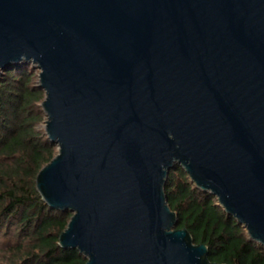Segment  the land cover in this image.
I'll return each mask as SVG.
<instances>
[{
  "label": "water",
  "instance_id": "water-1",
  "mask_svg": "<svg viewBox=\"0 0 264 264\" xmlns=\"http://www.w3.org/2000/svg\"><path fill=\"white\" fill-rule=\"evenodd\" d=\"M38 70L36 177L85 264H216L165 194L181 167L264 247V0H0V75Z\"/></svg>",
  "mask_w": 264,
  "mask_h": 264
},
{
  "label": "trees",
  "instance_id": "trees-1",
  "mask_svg": "<svg viewBox=\"0 0 264 264\" xmlns=\"http://www.w3.org/2000/svg\"><path fill=\"white\" fill-rule=\"evenodd\" d=\"M38 70L19 63L0 75V264H85L77 250L62 249L59 235L72 216L47 206L36 190L39 171L56 155V146L39 128L45 114ZM165 194L194 244L208 248L216 264H264V247L196 188L185 171L169 172Z\"/></svg>",
  "mask_w": 264,
  "mask_h": 264
},
{
  "label": "rangeland",
  "instance_id": "rangeland-1",
  "mask_svg": "<svg viewBox=\"0 0 264 264\" xmlns=\"http://www.w3.org/2000/svg\"><path fill=\"white\" fill-rule=\"evenodd\" d=\"M45 120H46V118H44L43 122L39 125V128H40L41 130H44V129H43V126H44V122H45ZM56 150H57V148H56Z\"/></svg>",
  "mask_w": 264,
  "mask_h": 264
}]
</instances>
